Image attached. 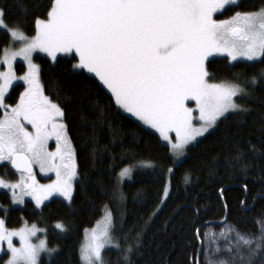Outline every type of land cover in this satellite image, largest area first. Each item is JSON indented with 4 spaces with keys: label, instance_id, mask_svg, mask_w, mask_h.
<instances>
[{
    "label": "snow or ice",
    "instance_id": "snow-or-ice-1",
    "mask_svg": "<svg viewBox=\"0 0 264 264\" xmlns=\"http://www.w3.org/2000/svg\"><path fill=\"white\" fill-rule=\"evenodd\" d=\"M16 6L18 19L12 27L0 8V29L10 37L9 46L0 55V65L6 68L0 71V166L4 167L0 189L9 191L12 205H24V198L30 197L39 209L53 196L71 204L74 182L79 179L66 111L59 100L45 94L42 68L34 62V53H45L53 61L58 54L71 55L75 60L73 77L91 74L110 93L119 110L158 132L177 158L174 166L168 167V174L182 165L179 157L185 155L188 146L198 143L199 137L212 134L230 118L247 114L250 109L238 101L251 99L258 81L264 82V68L251 76L234 73L232 79L213 82L215 77L207 67L215 57L226 58L233 67L240 63L253 68L257 63L264 64V7L239 10L241 0H49L41 16L34 10L40 6L32 0H17ZM233 8L237 10L230 17L215 18ZM29 23L34 26L31 36L24 30ZM17 58L26 65L20 76L13 70ZM16 81H23V91L14 104H8L9 90ZM63 100L69 102L70 98L65 96ZM186 101H195L196 108L186 106ZM194 111L199 115L194 116ZM194 120L199 126L193 124ZM170 133H175L174 141ZM53 138L56 149L49 151L48 142ZM251 151L248 157L237 147L230 166H239L247 176L249 161L264 156L255 146ZM35 167L44 175L54 173L55 179L41 184ZM9 168L18 175L14 182L6 178ZM132 172V166L123 168L118 185L125 178L132 179ZM190 182L186 174L184 183ZM244 190L248 191L247 185ZM169 191L170 184L166 183L161 204ZM113 195L123 199L122 193ZM240 207L246 214L253 205L242 199ZM224 209L227 213V204ZM0 210L7 215L4 205ZM254 224L255 232L242 231L234 224L227 231L222 228L223 245L215 239L204 244L208 234L201 240L197 228L195 237L202 247L191 258L192 264H202L201 255L204 264H264V214L255 218ZM115 227L111 211H106L103 226L92 229L90 238L80 247L81 264H108L103 250L109 247L117 252V264H133L131 257L139 251L140 233L124 247L113 235ZM55 228L67 231L63 223H56ZM44 231L26 221L20 228L9 229L6 220L0 218V253L6 244L5 254L9 256L5 264H40L42 253L53 257L59 249L48 247L46 240L37 236ZM13 238L18 239L19 246ZM33 238L38 242L33 243ZM124 240L127 243V235Z\"/></svg>",
    "mask_w": 264,
    "mask_h": 264
},
{
    "label": "trees",
    "instance_id": "trees-1",
    "mask_svg": "<svg viewBox=\"0 0 264 264\" xmlns=\"http://www.w3.org/2000/svg\"><path fill=\"white\" fill-rule=\"evenodd\" d=\"M32 3L40 6L34 9L38 15H45L49 0H32ZM16 4L17 0H0L5 22L10 27L15 26L18 19ZM241 4L239 10L255 11L264 7V0H241ZM235 10H225L216 18L230 16ZM24 30L27 35H34L32 23ZM9 42V35L0 29V55ZM34 60L42 68L45 94L59 100L66 111L65 123L79 173L71 204L52 199L39 209L29 201L22 207H12L10 195L0 191V205L8 208L7 215L0 210V218L6 220L9 229L20 228L25 221L29 225L36 224L45 230L47 246L59 249L51 258L42 256L40 264H81L79 250L85 232L94 227L105 210L111 211L114 217L113 235L122 246L127 247L140 233L139 251L131 257L133 264H192L191 258H195L202 247L205 233L208 240H204V244L215 239L223 245L225 241L220 232L222 228L227 231L229 225L234 224L245 232L256 231L254 219L264 214V156L257 155L249 161L251 167L247 176L239 166L233 167L230 163L237 147L248 157L252 156L251 146L264 153V82L258 81L251 99L238 101L250 109L247 114L230 118L215 132L205 135L188 149L182 165L168 174V167L174 166L169 148L156 134L119 110L95 77L86 72L73 77L75 60L71 55L58 56L56 61L36 55ZM207 67L215 77L213 82H218L232 79L234 73L251 76L264 68V64L257 63L253 68L240 63L233 67L225 58H214ZM22 70V65L18 64L17 72ZM22 89L23 85H15L6 103L14 104ZM65 96L70 98L69 102L63 100ZM101 109L103 115H100ZM140 163L151 166L136 168ZM129 166L135 170L132 179L122 185L123 199L120 200L113 195L119 193L117 176ZM186 174L191 181L188 184L184 183ZM3 175L4 167L0 166V176ZM6 178L14 181L16 174L9 168ZM167 182L169 196L161 204ZM242 199L253 205L246 214L241 211ZM225 216L224 224H213ZM58 222L63 223L67 231L56 229ZM197 228L201 240L195 237ZM103 255L108 264H117L115 249L110 248ZM5 259L6 254L0 255V264H4ZM200 259L204 264L202 255Z\"/></svg>",
    "mask_w": 264,
    "mask_h": 264
},
{
    "label": "rangeland",
    "instance_id": "rangeland-1",
    "mask_svg": "<svg viewBox=\"0 0 264 264\" xmlns=\"http://www.w3.org/2000/svg\"><path fill=\"white\" fill-rule=\"evenodd\" d=\"M217 15H219V14H216V16H217ZM216 16H215V18H216ZM230 16H231V15H230ZM230 16H227V17H230ZM227 17H224V18H222V19H225V18H227ZM1 30H2V29H1ZM3 31L6 32L5 30H3ZM18 46H19V45L17 44L16 47H18ZM36 55H45V56H47L45 53H39V52H37V53H34V54H33V59H34V57H35ZM58 56H68V55H65V54H58ZM58 56H57V57H58ZM47 57H48V56H47ZM48 58H50V57H48ZM215 58H224V57H215ZM50 59H51V58H50ZM210 59H213V58H210ZM225 59H226V58H225ZM51 60H52V59H51ZM52 61H53V60H52ZM34 62L36 63L35 60H34ZM18 64L22 65V68H23L22 72H17V65H18ZM5 70H6V68H5L4 66L0 65V71H5ZM13 70L15 71V73H16L17 76L23 75L24 72L26 71V65L24 64V62H23L20 58H17V60L14 61V63H13ZM87 74H88V73H87ZM89 75H91V74H89ZM91 76H92V75H91ZM93 77H94V76H93ZM17 84L23 85V81H16V82L14 83L13 87H14L15 85H17ZM11 90H12V89H10L9 91L11 92ZM22 91H23V89H22ZM185 103H186V106H188V107H190V108H192V109H195V108H196L195 101H186ZM121 111H122V110H121ZM122 112H123V111H122ZM123 113H124V112H123ZM125 114H126L127 116L131 117L132 119L136 120V121H137L141 126H143L144 128H146V129H148L149 131H151V132H153L154 134H156V135L160 138V140L162 141V143L168 147L167 142L164 141V140H162V138L160 137V135H159L158 132H156L154 129L148 128L147 126L143 125L142 122H140L139 120H137L135 117L131 116L130 114H128V113H125ZM193 114H194V116H198V115H199V113L196 112V111H194ZM193 124H194L195 126H199V121H198V120H194V121H193ZM29 128H30V126H29ZM205 135H207V134H205ZM170 136L172 137V139H173V141H174V139H175V133H170ZM202 138H203V137H199V138H198V141H199L200 139H202ZM195 144H196V143H195ZM195 144H194V145H195ZM194 145H190V146H188L187 149H186V151H185V155L182 156V157H179V160L183 161V160L185 159V157L187 156V154H188V152H187L188 149L191 148V147L194 146ZM48 149H49V151H55V149H56V142H55V139H54V138L51 139V140H49V142H48ZM172 157H173L174 160L177 159V158H176L175 156H173V155H172ZM142 165H150V164H149V163H140L136 168H139V169H145V168H147V166H142ZM149 167H150V166H149ZM134 170H135V168L133 167V171H134ZM34 172H35V174H36L37 180H38L41 184H47V183H50L51 180H54V179H55V175H54V173H48L47 175H44V174H42V173L40 172V170H39L38 167H35V168H34ZM119 173H120V172H119ZM119 173H118V176H119ZM132 173H133V172H132ZM118 176H117V187H118V192L121 193V187H122V185H123L125 182L130 181L131 179H127V178H125V180L123 181V183H120V184L118 185ZM17 179H18V175L16 174V178H15V180H17ZM15 180H14V181H15ZM14 181H13V182H14ZM75 182H76V181H75ZM75 182H74V185H75ZM167 183L169 184V182H167ZM0 191L7 192V193L10 195L9 191L6 190V189H0ZM24 199H25V202H26V201H29V202H32V203L34 204V202L31 200L30 197H25ZM52 199H59V200H61V201H63V202L68 203L67 201H65V200L63 199V197L53 196V197H50L49 200L45 201L44 204L47 203V202H49V201H51ZM44 204H43V205H44ZM11 205H12V204H11ZM22 206H23V205H12V207H22ZM34 206H35V204H34ZM106 211H109V210H105V211L103 212V214H102V217H101V218L99 219V221L94 225V227L91 228V229H88V230L85 232L84 240H83V243H82V244L86 243L87 240L90 238V235H91V231H92V229H94V228H100V227L103 226V224H104V217H105V213H106ZM28 225H29V224H28ZM29 226H31V225H29ZM21 227H22V226H21ZM37 236L40 237V238H42V239H45V240H46V238H45V232H38V233H37ZM13 239H14V243H15V245H16V246H19V241H18V239H16V238H13ZM36 242H38V241L36 240V238H33V243H36ZM3 247H4V252H3V253H0V255L5 254L6 251H7V246H6V244L3 245ZM110 248H111V247L106 248L105 250H103V253H104L106 250L110 249ZM42 256H47V255L42 253V254H41V257H42ZM41 257H40V258H41ZM47 257H48V256H47ZM8 258H9V256L6 254L5 262L8 260ZM5 262H4V264H5Z\"/></svg>",
    "mask_w": 264,
    "mask_h": 264
},
{
    "label": "water",
    "instance_id": "water-1",
    "mask_svg": "<svg viewBox=\"0 0 264 264\" xmlns=\"http://www.w3.org/2000/svg\"><path fill=\"white\" fill-rule=\"evenodd\" d=\"M11 171H13L14 172V170H11ZM15 173V172H14ZM214 225H218V224H221V221L220 222H214L213 223ZM207 225V224H206Z\"/></svg>",
    "mask_w": 264,
    "mask_h": 264
}]
</instances>
